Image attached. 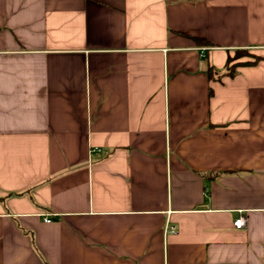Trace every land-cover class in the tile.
Returning <instances> with one entry per match:
<instances>
[{"label":"crops","instance_id":"1","mask_svg":"<svg viewBox=\"0 0 264 264\" xmlns=\"http://www.w3.org/2000/svg\"><path fill=\"white\" fill-rule=\"evenodd\" d=\"M0 264H264V0H0Z\"/></svg>","mask_w":264,"mask_h":264},{"label":"trees","instance_id":"2","mask_svg":"<svg viewBox=\"0 0 264 264\" xmlns=\"http://www.w3.org/2000/svg\"><path fill=\"white\" fill-rule=\"evenodd\" d=\"M204 44L205 45H208L207 42H204ZM243 53H245L244 50H237L232 58H228L227 59V62H226V66L225 67H226V70H227V74L228 75L232 76L235 73L236 67L240 65V63H236V64L230 65V62H232V61H234L236 59H239ZM258 59L259 58L256 57V56H253L252 57V60L254 62H256ZM254 62H249V63H246V64L250 65V64H254ZM210 73H211V70L209 69L208 70V75H210Z\"/></svg>","mask_w":264,"mask_h":264},{"label":"built area","instance_id":"3","mask_svg":"<svg viewBox=\"0 0 264 264\" xmlns=\"http://www.w3.org/2000/svg\"><path fill=\"white\" fill-rule=\"evenodd\" d=\"M96 151L99 152V149H97ZM45 222L48 223V222H50V220L46 219ZM245 223H246V218L244 216H240L233 221V227L236 229H242V228H244Z\"/></svg>","mask_w":264,"mask_h":264},{"label":"rangeland","instance_id":"4","mask_svg":"<svg viewBox=\"0 0 264 264\" xmlns=\"http://www.w3.org/2000/svg\"><path fill=\"white\" fill-rule=\"evenodd\" d=\"M244 56L252 57L247 51H245V53H243V54L241 55V57H244Z\"/></svg>","mask_w":264,"mask_h":264}]
</instances>
